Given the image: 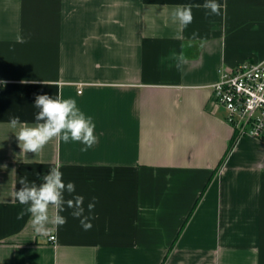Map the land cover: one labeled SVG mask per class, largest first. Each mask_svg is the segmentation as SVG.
Returning <instances> with one entry per match:
<instances>
[{
  "label": "crops",
  "instance_id": "obj_1",
  "mask_svg": "<svg viewBox=\"0 0 264 264\" xmlns=\"http://www.w3.org/2000/svg\"><path fill=\"white\" fill-rule=\"evenodd\" d=\"M204 2L0 0V264H264V141L241 136L225 156L235 131L214 88L222 69L264 61V0L172 21ZM58 93L98 142L21 152L10 119L34 125L35 97ZM51 167L75 183L65 201L84 197L90 230L67 204L46 237L17 218L20 177L39 186Z\"/></svg>",
  "mask_w": 264,
  "mask_h": 264
},
{
  "label": "clouds",
  "instance_id": "obj_2",
  "mask_svg": "<svg viewBox=\"0 0 264 264\" xmlns=\"http://www.w3.org/2000/svg\"><path fill=\"white\" fill-rule=\"evenodd\" d=\"M193 7H203L209 10V14L219 15L222 6L217 3V0H205L203 5H178L171 13L172 21L186 28L194 19ZM17 42L23 44L27 43V40L23 36H18ZM177 60V68L180 69L184 60L183 53L177 57ZM43 82L47 85L52 83ZM0 83L6 82L0 81ZM21 83H29V81L22 80ZM34 107L39 110L35 114L37 123L34 125L22 122L19 116H14L9 121L10 128L18 129L15 136L19 141L21 152L39 153L53 139L64 143L79 142L85 145L82 151H87L98 142L92 117L86 116L79 109L76 99L64 98L59 93L55 97L40 94L35 97ZM42 180L43 183L37 186L35 182H29L27 175L20 177L19 184L22 187L15 191L14 196L19 204L27 207L18 213L17 218L20 219L29 214L34 232L41 237H46L52 231L49 225L58 229L67 223V218L61 215L65 210L64 205L67 204V207L73 209L71 215L80 220L81 227L85 231L90 230L91 220L95 217L85 215L84 197L76 195L73 199L65 201V192L68 194L75 192V183L71 181L65 183L59 167H51L50 173L43 175ZM96 202L97 198L93 197L88 203L89 213L94 210Z\"/></svg>",
  "mask_w": 264,
  "mask_h": 264
},
{
  "label": "built area",
  "instance_id": "obj_3",
  "mask_svg": "<svg viewBox=\"0 0 264 264\" xmlns=\"http://www.w3.org/2000/svg\"><path fill=\"white\" fill-rule=\"evenodd\" d=\"M220 74L215 93L237 138L264 141V61L244 62L230 70L222 69ZM55 239V235L50 236V240Z\"/></svg>",
  "mask_w": 264,
  "mask_h": 264
},
{
  "label": "trees",
  "instance_id": "obj_4",
  "mask_svg": "<svg viewBox=\"0 0 264 264\" xmlns=\"http://www.w3.org/2000/svg\"><path fill=\"white\" fill-rule=\"evenodd\" d=\"M236 139H237V136H236V134H234V136H233L232 139H231V142H230V144H229V147H228V149H227V152H226L225 156H227L228 153L233 149V147H234V145H235V143H236Z\"/></svg>",
  "mask_w": 264,
  "mask_h": 264
}]
</instances>
